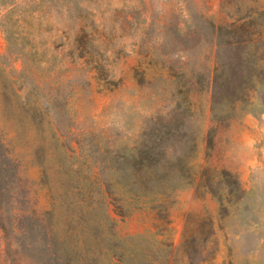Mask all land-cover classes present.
Listing matches in <instances>:
<instances>
[{
    "label": "rangeland",
    "instance_id": "374dc122",
    "mask_svg": "<svg viewBox=\"0 0 264 264\" xmlns=\"http://www.w3.org/2000/svg\"><path fill=\"white\" fill-rule=\"evenodd\" d=\"M209 24L264 48V0H0V264H40L46 225L70 264H264V54L248 61V100L215 121ZM173 114L183 140L167 154L188 177L162 208L121 216L105 198L89 214L83 187Z\"/></svg>",
    "mask_w": 264,
    "mask_h": 264
},
{
    "label": "trees",
    "instance_id": "16d2710c",
    "mask_svg": "<svg viewBox=\"0 0 264 264\" xmlns=\"http://www.w3.org/2000/svg\"><path fill=\"white\" fill-rule=\"evenodd\" d=\"M211 27V41L214 45L216 65L211 71V106L210 112L215 121H223L238 103L248 100L250 89L258 83L253 67L248 61L254 58L258 51L264 54V48L254 46V38L261 37L259 32L251 33L244 29L243 25H218L209 24ZM256 67V66H254ZM229 110V111H226ZM229 115V116H228ZM183 121L173 114L165 122H160L153 129L146 130L142 135V143L137 149L128 154L123 152L117 160V168L105 178L97 181L102 187L94 188L86 186L85 194L91 199L88 213L97 208L100 199L108 198L117 205H113L111 211L124 216L129 208H139L141 204H150V208L159 210L164 200L168 197L170 188L179 186V182L188 177V168L182 155L168 156L167 151L177 148L175 144L183 140ZM211 131V129H210ZM207 142L210 143V132ZM125 164L127 169L121 165ZM10 164L5 158L4 151L0 146V208L10 198ZM175 177V179H173ZM156 183V184H155ZM21 186L18 184L17 187ZM20 191V190H19ZM19 191L16 198L20 197ZM110 209V208H109ZM20 211V210H19ZM91 214V213H89ZM105 214L110 218L108 208ZM22 214L19 213L20 220ZM42 221V219H41ZM46 223V222H44ZM21 226V224H19ZM25 228L21 227L23 233ZM64 233V231H63ZM56 227L46 225L43 229V252L40 264H70L72 254L65 249L64 239H60ZM23 238L24 236L21 235ZM65 237H67L65 235ZM17 247L21 246L20 240ZM192 245L185 248L187 256L191 259L195 250L194 239ZM20 244V245H19Z\"/></svg>",
    "mask_w": 264,
    "mask_h": 264
}]
</instances>
